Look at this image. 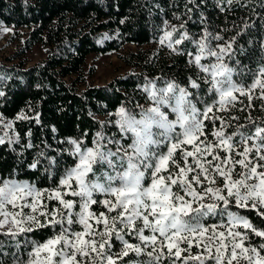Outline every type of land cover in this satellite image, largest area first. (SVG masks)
I'll return each instance as SVG.
<instances>
[{
    "label": "snow or ice",
    "instance_id": "obj_1",
    "mask_svg": "<svg viewBox=\"0 0 264 264\" xmlns=\"http://www.w3.org/2000/svg\"><path fill=\"white\" fill-rule=\"evenodd\" d=\"M164 25L160 43L167 42L173 53L185 54L176 47L185 41L195 46L186 53L198 69L195 78L188 77L186 86L146 78L142 91L149 106L118 107L116 119L108 123L118 127L119 140L103 131L91 144L68 140L73 163L54 187H38L17 178L15 171L0 175V235L17 249L12 264H264V242H252L253 236L264 240V229L233 210H255L264 218V118L249 112L240 123L241 117L232 115L237 104L244 112L254 107L253 101H260L264 111V57L255 69L244 66L238 74L248 73L251 83H245L230 64L235 37L214 44L223 37L207 28L197 37L184 24ZM241 97L247 98L246 105ZM27 119L23 112L15 117ZM35 119L38 123L39 116ZM13 126L0 114V127ZM20 139L19 133L5 131L0 145ZM32 147L29 139L17 154ZM39 157L29 169H38ZM59 167V159L48 158L44 171L52 178ZM97 204L106 211H94ZM210 218L217 222L209 224ZM37 229H51L52 235L28 239ZM117 241L121 247L114 252ZM3 245L0 241V257ZM21 245L26 260L20 257ZM0 264L6 262L0 259Z\"/></svg>",
    "mask_w": 264,
    "mask_h": 264
},
{
    "label": "trees",
    "instance_id": "obj_2",
    "mask_svg": "<svg viewBox=\"0 0 264 264\" xmlns=\"http://www.w3.org/2000/svg\"><path fill=\"white\" fill-rule=\"evenodd\" d=\"M164 21L178 28L184 24L189 33L197 37L207 28L223 37L214 44H224L235 37V60L240 64L236 65L235 60L230 64L237 69L236 78L251 83L248 73L242 77L238 74L244 66L255 69L264 57L261 48L264 44V0H233L231 5L226 0L219 5L218 0H194V3L188 0H0V27L6 23L27 28L22 50L37 42L47 45L46 55L32 63L24 59L9 62L0 59V91L5 93L0 97V112L14 121L13 130L0 127V135L14 131L21 137L19 144L0 145V175L9 176L15 171L17 178L35 182L38 187H54L63 169L73 163L74 158L66 151L71 148L68 140L83 139L91 144L98 131L114 134L116 125L108 121L115 120L113 114L119 104L138 110L141 103L149 101L142 91L146 78L174 79L185 86L188 77L195 78L198 69L189 63L191 58L186 54L194 52L195 46L185 41L176 46L185 54H176L167 47V42L162 45ZM174 37L178 35L174 33ZM127 42L137 45L122 53L132 68L102 83L87 81V72L93 71L92 67H86L90 52L118 50ZM211 59L205 58L204 62ZM241 99L244 105L248 103L247 98ZM253 104L252 109L244 112L239 110L243 105L237 104L232 115L240 116V123L245 122L244 117L249 112L254 118H264L261 102L253 101ZM22 112L30 119L15 120ZM101 122H104L103 128ZM29 131L31 137L27 136ZM29 139L34 147L18 155ZM41 152L45 153L44 157H39ZM37 157L40 159L38 169H29L28 165ZM52 157L60 160V167L54 169L55 176L49 178L44 169L48 166V158ZM98 198L102 196L98 194ZM93 208L105 210L100 204ZM233 210L264 229V218L255 210L235 207ZM216 222V218L208 220L209 224ZM51 235V229H37L27 238L43 241ZM0 241L4 242L2 250L5 253L0 259L12 264L11 253L17 249L3 235ZM252 242L258 245L264 240L253 236ZM120 246L115 242L113 251L118 252ZM196 251L198 249L194 248L193 252ZM19 254L21 259H27L23 245Z\"/></svg>",
    "mask_w": 264,
    "mask_h": 264
},
{
    "label": "rangeland",
    "instance_id": "obj_3",
    "mask_svg": "<svg viewBox=\"0 0 264 264\" xmlns=\"http://www.w3.org/2000/svg\"><path fill=\"white\" fill-rule=\"evenodd\" d=\"M5 28L9 29V31H3V29ZM26 30V27L14 26L13 24L6 23H4L0 27V59L6 62L24 59L27 63H32L43 58L46 55L47 45L42 42H37L32 47L26 50H22L23 38L25 36ZM136 46L137 45L133 42H127L118 50L90 52L86 58V67H92L93 71L87 72V81L93 83H102L109 80L111 77L132 68V65L127 63L122 57V53L128 52L131 48H135ZM149 104L150 101H148L147 103H141L142 107L145 108L148 107ZM121 105L125 104H119L116 110ZM0 114L2 113L0 112ZM3 117H5L6 120H10L4 115ZM106 135L109 137L115 135L116 139H120V133L117 126L116 132L114 134L106 133ZM101 211L106 210H100L96 212L99 213Z\"/></svg>",
    "mask_w": 264,
    "mask_h": 264
}]
</instances>
